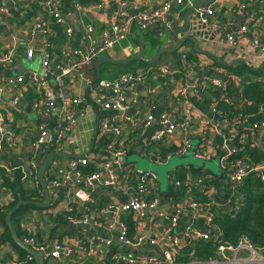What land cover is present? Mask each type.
<instances>
[{"label":"built area","instance_id":"obj_1","mask_svg":"<svg viewBox=\"0 0 264 264\" xmlns=\"http://www.w3.org/2000/svg\"><path fill=\"white\" fill-rule=\"evenodd\" d=\"M10 16L15 18L11 12H18L20 16L25 15L34 5L40 6L44 13H36L28 21L22 23V28L26 33L24 38H19L12 34L8 29L7 19L10 18L8 12L2 7L0 0V28H4L8 34L7 41L0 42V157L4 153L5 146L13 149L18 142L19 133L13 127V119L10 117V110L17 109L25 92L32 89L34 97L29 106L36 117L35 134L29 142V150L32 156L33 168L30 176L38 195L34 200L42 201L44 191L39 187L36 173L43 163H36L39 153L48 150L60 151V147L65 139L70 142H77L78 136L75 129L78 118L83 111L81 110L82 98L72 92V81L76 80L79 84L87 88H97L105 93L104 97L97 96L91 104L102 111H116L121 114L127 113L132 106L137 103L139 87L149 84L154 78H165L172 75L173 71L164 65L153 64L146 69L135 72L120 74L114 80L101 79L95 87L94 61L99 55H106L107 52L120 40H123L129 33L130 27L135 25L140 31L148 32L157 27L158 31L163 32L170 27L169 14L173 4L192 7L194 0H164L156 7H143L138 3L132 5V13L126 10L127 0H117L119 10L115 14L114 21L109 28H105L95 33L92 25L82 26V39L84 47L78 45L79 38L72 23V19L63 11L61 0H11ZM29 1L31 6L24 5L23 2ZM104 0H96L95 7L101 8ZM264 5V0H258ZM248 4V3H247ZM87 5L72 0V14L78 21L82 20ZM243 8V5L241 6ZM195 14L199 22L211 28L222 27V22L216 13L214 4L198 5L194 7ZM264 14V6H263ZM21 16V17H22ZM16 19H18L16 17ZM65 27V40L63 42L60 55H55L50 51V38L54 34L49 20ZM19 20V19H18ZM75 20V21H76ZM76 21V22H77ZM253 18L251 22H245L235 31L227 35L230 44L235 43V39L244 35H249L252 48L264 54V33L256 24ZM16 23V22H15ZM251 25H255L254 27ZM22 52L23 56L30 63L37 56L39 63L36 68L26 69L20 73H13L17 66L18 55ZM180 59L185 67L192 68L193 61L188 58L185 52L180 54ZM80 84V85H81ZM214 88L218 92V99L226 104L231 103V98L227 92V83L221 77L203 76L196 78L193 82L186 79L181 84L177 92L178 101L183 103L182 107V127L183 136L178 144L168 153L160 155L150 153L149 157L157 164H164L172 156L184 157L191 154L194 158L206 162L211 158V154L206 149H198L191 146V137L188 129L195 121H199L213 130L217 137L221 138L218 148L221 151L219 165L226 171L225 182L238 185L244 177L255 172L261 181H264V160L255 165H251L241 159L232 158L233 152L237 151L233 140L238 137V132L229 128V134L225 135L223 129L229 124L224 113L211 105L212 111L220 117V122L214 123L201 117L191 105L186 104L187 91L192 90L198 99L203 96V85ZM4 89H9L12 94L8 100L3 99ZM150 97H154L151 87L147 88ZM264 113V106H258L256 113L245 115L241 119L233 120L230 127L243 128L249 118L254 115ZM157 118L159 128L152 136L153 142H161L173 132V125L170 121L168 110H163L155 117L152 112L145 116L143 127L148 126L151 121ZM122 123H115L111 119H101L98 124L99 132L108 135L113 142L122 144L120 141L122 125L124 121H131L130 116H123ZM252 130H260L262 142L264 143V118L251 124ZM229 143H233L234 149L229 148ZM112 148V147H111ZM126 147L120 146L103 152L105 159L98 161L92 156L84 155L73 158L65 164H51L48 170H53V175L46 182L48 186L64 187L71 183V192L75 199L83 203L89 200L90 191L95 186L111 187L119 191L123 196V201L118 203L113 212L112 219L107 220L108 229H118L117 239L123 245L132 250L143 249L145 247H157L160 249V258L148 257L146 259L137 258L131 254L116 253L110 257L108 264H178L175 255L180 249L192 247L194 242L202 239L206 240L214 237L213 216L207 211V206L214 203V198L218 191L211 189L206 193L207 202L200 203L193 200L189 203L190 209L194 214H202V225L200 227L186 226L178 230L177 220L162 211H158L159 197L157 192L158 175L152 170H138L131 164H126L119 159L124 157ZM215 154L213 158L216 156ZM42 156V157H43ZM92 165L94 170L86 171V167ZM176 168L167 174L169 184L176 187L181 186V182L175 176ZM21 180L28 178V172L22 170ZM46 173V172H45ZM203 176L197 177L194 181L187 178L188 186L195 183H203ZM201 188V186H200ZM11 195V189L3 176L0 175V222L1 212L4 206L8 205L2 196ZM48 209H42L47 213ZM50 212V211H49ZM101 212L109 213V209H102ZM153 212L161 218L163 226L156 229L153 237L148 238L142 232H137L133 238L128 236L126 223L120 219V215L132 214L138 223L147 217L148 213ZM64 218L67 223L74 225L88 224L87 213L78 214L71 204H67L64 211ZM22 234L21 241L32 250L42 252L45 261L59 260L63 254L69 255L71 249L58 239L50 240L38 236L36 230L28 224H20ZM3 235V234H2ZM217 239V238H216ZM0 236V247L2 245ZM9 242V241H8ZM89 243L93 249L97 250L100 244L110 245V240L100 238L95 235L89 238ZM1 250V249H0ZM261 251L263 253L261 254ZM195 258V257H192ZM191 258V260H192ZM32 259L27 256L24 260L19 258L2 261L0 264H28ZM85 257L75 260L76 264H84ZM182 264H264V250L256 248L249 237L242 234L234 244L220 243L216 254L210 260L194 259Z\"/></svg>","mask_w":264,"mask_h":264},{"label":"crops","instance_id":"obj_2","mask_svg":"<svg viewBox=\"0 0 264 264\" xmlns=\"http://www.w3.org/2000/svg\"><path fill=\"white\" fill-rule=\"evenodd\" d=\"M163 1L164 0H127L128 4L126 10L131 14L132 5L134 3H138L143 7H156L163 3ZM204 1L205 0H194L193 5ZM212 3L215 6L219 20L223 24L220 28H211L201 24L195 14L194 8L191 9L189 6L173 4L169 14L170 27L167 30L161 32L155 27L148 32H142L135 25H132L126 37L123 40L116 42L107 52L106 55L112 59H121L138 51H142L145 57L151 58L155 55L158 48L171 47L175 44V40L172 37L174 30L184 27L186 23L189 25L187 31L190 34V37L186 36L185 32L177 33V40L182 41L180 49L177 52L161 56L156 63L157 65L168 67L170 71H173V74L170 76L168 75L165 78H154L149 84L140 86L137 103L132 106L127 113L121 114L116 111H102L98 107L92 105L91 101L97 96L104 97L105 93L97 88H87L81 83L80 85L76 80L72 81L73 94L79 95L82 98L81 110L83 111V114L78 118V124L75 129V134L78 136L76 139L79 140L76 145L75 142L73 143L68 139H65L60 147V151L72 154L74 157L57 156L52 159V162L56 164H65L73 158L88 155L92 156L98 163V161L105 159L102 155L103 152L112 148L115 149L120 146H125L126 153L122 158L126 160V164H131L138 170H147L140 169L138 164L144 165L145 161L147 164L148 162L149 164L156 163L149 157V154L157 153L164 155L168 153L178 144L179 139L184 134L181 111L183 103L177 99V92L184 79L190 83L196 80V78L201 79L203 76H197L196 70L210 67V69L218 72L224 77L225 79H222L227 83L228 77L230 76H227L226 69L214 66L215 61L222 62L226 66L243 63L252 69L264 67V54H260L252 48L249 35L236 38L234 44H230L227 40L228 34L235 31L245 22H251L253 18L256 20L255 25L257 24L264 33V5L260 4L258 0H215ZM23 4L31 6L29 1H25ZM61 4L63 11L70 18L71 15H73L72 0H61ZM1 5L7 10L8 15L10 16V8L5 7V4ZM94 5L95 2L89 7H86L79 24L75 19L77 21L75 23L78 27H76L74 21L71 20L74 28L76 27L75 31L77 33V38H79L78 45L81 47H84V41L81 35L82 26L84 24L92 25L95 33L98 34L100 30L110 27L111 23L114 21L115 14L119 10L117 0H104L101 8L95 7ZM242 5L243 8H241ZM21 16H18L20 20L10 16V18L7 19V26L9 25L8 29L12 34L17 35L19 38H24L26 33L21 27L22 23H24L21 21L23 19V16ZM255 25L251 26L254 27ZM0 40H8V34L5 27L0 28ZM182 52H185L186 54L190 53L192 56V58H190L193 61L192 68L185 67L184 62L180 59V54ZM24 59L23 53L20 52L18 55L17 66L13 70V73H20L27 69L23 62ZM140 69H146V67L137 70ZM119 75L120 74H118V76ZM176 75H178V77H176ZM263 78L264 74L256 79L262 80ZM238 80L237 77L232 76V81L236 85L238 84ZM148 87L152 88L154 97H150L147 92ZM202 87V92L204 93L201 99H198L195 93L192 90H189L187 91V101L185 103L191 105L192 108L205 120L218 123L220 122V117L212 111L211 105L206 101V97L210 98L207 89H215L206 86L205 84ZM11 94L12 92L9 89H4L2 94L3 99L8 100ZM33 97L34 92L32 89H29L24 93L22 101L25 102V108L29 106ZM163 110L169 111L170 121L173 125V132L163 141L153 142L152 136L159 128L158 120L155 118V120L151 121V123L144 128L143 123L145 121V116L148 112H152L153 115L157 117ZM32 113H34L32 110L28 111L22 107H17L16 110H10V117L13 119L12 125L16 129V132L19 133L18 142L13 149L5 146L4 153L0 157V175L3 176L8 183L16 179L17 176L22 175V170L25 172L29 171L28 178L24 180L20 179L22 181L23 189L28 190L34 189L35 187L32 185L33 182L31 180L33 179L30 176V173L33 170L31 167L33 159L29 150V142L35 134L36 125V117L35 114L32 115ZM125 115L130 116L131 121H124V124L122 125L120 137L122 144L113 142L108 135H104V137H107L108 141L99 144L100 137L98 136L102 134L98 131L99 135L97 134V136L94 137L95 129L98 127L99 121L101 119H111L114 120L115 123H122V117H125ZM263 118L264 113H261V115H254L249 118L243 128L237 126L236 129L235 127H230V129L238 133L241 132L240 137L244 143H247V141L253 142L259 148L264 150L261 131L258 129L252 130L250 128L251 124L260 121ZM188 133L191 137V146L209 151L211 158L208 161L215 160L220 173L217 174L211 169H207L216 176H220L223 173L225 174L226 171L222 170L219 165L221 154H218L215 151L214 141L216 135L213 130L205 127V125L201 124L199 121H195L188 129ZM94 138L95 143L91 148V151L88 152ZM212 154L213 156L215 154L217 155L213 158ZM42 156L43 153H39L38 158H35L37 164V159L40 163L44 162L45 157ZM129 156L134 159L140 158L142 160H139V163L137 164L134 159L129 160ZM167 161L165 163H167ZM180 166L188 167L192 165L179 164L174 168ZM52 175L53 170H47L46 173H44V179L45 177L50 179ZM71 186V183L64 187L48 186L50 205L46 209L50 212L47 211V213H45L42 212V210L29 209L24 211L20 216V224H28L33 227L41 238H47L50 240L58 239L63 244L67 245V247H70L71 251L68 256L63 254L59 260L48 261L49 263L76 264L75 260L83 256L85 257L84 264H108L110 257L116 253L131 254L142 259L148 257L160 258L159 248L145 247L143 249L132 250L118 241V229L107 228V220L112 219L114 213H116L113 212L114 207L123 201V196L119 191L111 187L95 186L92 191H90L89 200L83 203L73 197ZM171 187L172 190H177L176 186L169 184V181L167 180L166 189L163 190L161 188L160 179L158 178L157 192L160 201L158 211H162L169 216L175 217L178 230L186 226L200 227L203 224L202 214H194L190 209L189 203L194 200L190 192L185 191L180 198H174L169 192ZM2 197L7 202L13 201V190L11 189V195L5 194ZM67 204H71L74 209L77 210L78 214L86 212L89 218L88 225H90V227L65 229V225L69 224L66 222L63 226L55 228V222L52 221V218L59 214L65 215L64 211ZM102 209H109L110 212H101ZM128 215L132 216L135 227H131L127 223L125 218ZM120 219L126 223L128 236L130 238H133L137 232H142L146 237L151 238L154 236L153 233L155 230L157 228L161 229L163 226L161 218L153 212L148 213L142 223H138L132 214L120 215ZM5 226V224L0 222V236L4 233ZM95 235L110 240V245L100 244L97 246L99 247L97 250L93 249V246L89 243V238ZM0 249V259L2 261L7 259L15 260L18 258L16 249L10 242L6 240L2 241ZM194 259L196 258H192L190 261L192 262Z\"/></svg>","mask_w":264,"mask_h":264},{"label":"trees","instance_id":"obj_3","mask_svg":"<svg viewBox=\"0 0 264 264\" xmlns=\"http://www.w3.org/2000/svg\"><path fill=\"white\" fill-rule=\"evenodd\" d=\"M78 1L89 7L96 0ZM38 12L44 13L40 6L34 5L30 11L25 12L21 21H28L32 15ZM11 13L15 18L20 16L18 12ZM49 23L54 31V34L50 38L49 49L55 55H60L65 40V27L53 22L52 19L49 20ZM187 56L189 59L192 58L190 53H187ZM152 65L153 64H146L140 60H131L121 65L104 63L100 67L101 79L114 80L117 78L118 74L135 72L139 68H148ZM214 66L226 69L227 76L231 77H228L227 81L228 95L231 98V103L226 104L220 101L217 91L213 89H207L211 99L206 97V101L210 105L215 106L216 109L222 111L225 117L230 120L229 124L223 129L224 134L228 135L233 120L241 119L248 114H254L258 111V106H264V78L262 80L256 79L264 74V67L252 69L243 63L226 66L218 61H215ZM196 72L197 76H218L225 79L218 72L210 69V67H206L202 70L197 69ZM232 76L239 79L237 85L232 81ZM176 77H178V75H176ZM240 135L241 132L238 133V137L233 140L235 147H237V151L233 152L231 157L235 159L239 158L251 165L263 161L264 150L253 142L247 141V143H244ZM98 137H100L99 144L108 141L107 137H104V135ZM214 142L216 153L222 154L218 148L221 143V138L216 136ZM92 170H94L92 165L86 167V171ZM175 176L182 184L176 187V191L172 190V187L169 189L170 194L173 195L174 198H180L185 191H189L194 200L205 203L208 201L206 193L209 190L215 189L218 191L214 198V203L205 207L213 216V233L215 239L214 237L206 240L200 239L194 242L192 247L180 249L174 256L177 263H186L191 260L192 257L198 260H210L215 256L217 247L220 243L234 244L242 234L247 235L256 248L264 250V181H261L255 172L248 173L238 185H233L227 181L225 182L226 177L224 173L220 176H216L203 166L177 167ZM199 176H203V183H195L191 186L185 183L187 178L194 181ZM20 178L21 175L17 176L16 179L12 180L10 183L7 182L8 186L14 192V199L2 209L1 220L3 224H5L4 217L18 200H34L38 195L37 190H35L36 188L30 190L23 189ZM44 180L47 182L48 178L45 177ZM39 187L41 186L39 185ZM29 209L42 210V208L34 205L22 204L10 217V221L19 237L22 234L20 216L24 211ZM125 219L129 226L135 227L131 215H128ZM52 221L55 222V228H59L66 223L64 215L62 214L53 217ZM2 239L9 241L13 245L20 260H24L28 256L25 251L20 249L12 241L6 226ZM28 264H34V260L31 259ZM43 264L51 263L44 260Z\"/></svg>","mask_w":264,"mask_h":264},{"label":"water","instance_id":"obj_4","mask_svg":"<svg viewBox=\"0 0 264 264\" xmlns=\"http://www.w3.org/2000/svg\"><path fill=\"white\" fill-rule=\"evenodd\" d=\"M214 1L215 0H205L204 2L195 3L191 7V9H193L194 7H196L198 5L208 4V3H212ZM1 3L2 4H5L4 6L7 7V8H10L11 5H12V1L11 0H2ZM70 18L72 19V21H74V23L76 22L73 15H71ZM76 27H78L77 24H76ZM188 27H189V25H188V23H186L184 27H182L180 29L174 30L173 33H172V37L175 40V44L173 46H171V47H160V48H158V50L155 53V55L153 57H151V58L145 57L143 55L142 51H138V52H135V53H131L130 55H128L126 57H123L121 59H112V58H110V57H108L107 55H104V54L99 55L98 57L95 58V61H94L95 82L93 84V87H95L97 85V83L101 80L100 67L104 63L111 64V65H121V64H124L126 62H129L131 60H140V61H142V62H144L146 64H156L159 61L160 57L163 54H170V53L177 52L180 49L181 45H182V41L177 40V33H179V32H185L186 36H189L190 37V34L187 31L188 30ZM190 39H193V38H190ZM193 43L195 44L194 41H193ZM14 72H16V71H14ZM18 107H22L25 110L31 111V107L30 106H28L27 108H25V102L22 101V100L18 104ZM98 131H99V129H98V127H96L94 137L97 136ZM94 143H95V138L93 139V141L91 143V146H90V149H89L88 152L91 151V148L93 147ZM229 148L230 149H234L233 143H229ZM57 156L74 157V155L68 154V153H64L62 151H52V150H48V151L45 152L44 162L41 165V167H39V169L37 170V173H36V179H37L39 185L41 186V188L44 191V199L42 201H38V200H18L15 203V205L12 207V209H10L8 211V213L6 214V216L4 217V223L6 225V228L8 229V232L10 234V237H11L12 241L20 249H22L23 251H25L27 255H29V256L32 257V259L34 260V264H43L44 259H43L42 252H37V251L32 250L29 246H27L26 244H24L21 241L20 237L17 235V233H16V231H15V229H14V227H13L11 221H10V217H11L12 213L20 205H22V204L34 205V206L40 207L42 209H46V208L49 207V205H50L49 188H48L47 183L44 180V173L50 168V166L52 164V159L54 157H57ZM103 156L108 157L107 154H105V155L103 154ZM119 160L122 161V162H125L126 161L124 158H120ZM207 162H202L201 164H192V163H185V164H189V165H192L194 167H202L203 166L205 168H209L207 166ZM169 171H171V170H169ZM88 227H90V225H88V224H83V225L67 224V225H65L64 228L65 229H67V228H69V229H79V228H88ZM262 253H263V251H261V254Z\"/></svg>","mask_w":264,"mask_h":264},{"label":"rangeland","instance_id":"obj_5","mask_svg":"<svg viewBox=\"0 0 264 264\" xmlns=\"http://www.w3.org/2000/svg\"><path fill=\"white\" fill-rule=\"evenodd\" d=\"M163 55H166V54H163ZM162 55V56H163ZM24 62V65H25V68L27 69H30V68H36V66L38 65L39 63V58L36 56L34 58V61L32 63H30L28 60L24 59L23 60ZM32 115H34V113H32ZM129 160H133L134 158L129 156L128 157ZM137 164L139 163V160H142L140 158H136L134 159ZM185 163H192V164H201L202 161L201 160H198L196 158H194L191 154H187L185 157H178V156H172L168 161L167 163L165 164H148L144 163V165H141V164H138L139 168L140 169H150V170H153L154 172L157 173L158 175V178L160 179V183H161V188L163 190L166 189V183H167V172L169 170H172V168L175 166V165H179V164H185ZM207 166L214 172V173H217L219 174L220 171L218 169V166H217V162L215 160H211V161H208L207 162ZM170 172V171H169Z\"/></svg>","mask_w":264,"mask_h":264}]
</instances>
